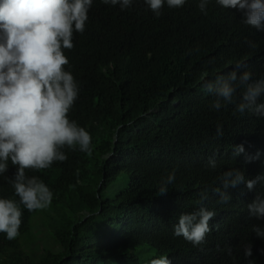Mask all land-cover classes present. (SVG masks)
I'll return each instance as SVG.
<instances>
[{"label": "trees", "instance_id": "16d2710c", "mask_svg": "<svg viewBox=\"0 0 264 264\" xmlns=\"http://www.w3.org/2000/svg\"><path fill=\"white\" fill-rule=\"evenodd\" d=\"M198 4L165 3L156 17L145 0H133L124 10L93 0L84 33L74 32L73 49L64 50L65 69L80 85L68 116L91 134L92 152L66 147V161L26 170L53 192L51 204H60L52 205L57 246L37 259L22 250L18 238L0 233V264H103L96 259L132 264L124 257L138 247L166 255L171 264H264V239L253 232V226L264 228V219L251 216L247 207L256 195L264 197V182L252 190L244 183L229 188L228 203L214 192L223 190L220 177L230 169L242 171L246 180L264 174V117L236 111L244 91L240 75L264 78V31L244 24L240 11L216 0L208 3L207 15ZM232 72L238 78L234 102L216 110L215 93L206 85ZM218 124L223 136H217ZM235 145L244 152L234 156ZM257 153L258 159L246 160ZM210 158L215 169L208 166ZM16 171L9 162L0 176V198L19 200L7 179ZM173 171L174 182L159 195ZM119 178L126 186L106 198L105 187ZM75 202L86 212L71 219L64 213L75 211ZM20 207L22 235L31 231L39 211ZM200 207L215 216L205 242L193 246L174 235V225L181 213ZM249 244L252 256L245 257Z\"/></svg>", "mask_w": 264, "mask_h": 264}, {"label": "clouds", "instance_id": "9594fccd", "mask_svg": "<svg viewBox=\"0 0 264 264\" xmlns=\"http://www.w3.org/2000/svg\"><path fill=\"white\" fill-rule=\"evenodd\" d=\"M104 4L119 5L121 10L132 6L133 0H102ZM210 0H199L198 7L207 15ZM93 0H0V176L8 171L9 162L16 166L14 177L7 178L19 200L0 198V233L8 240L19 235L22 223V204L27 210H43L51 205L53 192L37 176L26 175V170L48 169L54 162H64V149L91 154L92 136L69 112L78 99L80 85L71 71L64 50L74 47L73 34H83L88 12ZM148 8L159 17L165 3L169 8H180L186 0H145ZM223 8L236 9L242 13V22L258 31H264V0H216ZM236 72L225 79L218 77L206 85L207 91L215 93L211 107L219 110L223 103H233L236 91ZM239 86L244 88L236 111H246L264 117V78L252 81L251 72L239 77ZM217 136H223L217 125ZM233 155L244 152L243 145L233 146ZM246 156L247 161L258 159ZM208 166L217 167L210 158ZM175 180V172L162 181L159 195L168 191L167 185ZM222 189L214 192L221 203H228L229 188L244 183L247 189L264 182V174L245 179L238 169L225 171L220 177ZM201 200L206 193L200 194ZM251 216L264 219V197L256 198L248 206ZM215 212L200 207L192 213H181L174 225V235L182 236L193 246L205 242L212 229L210 221ZM253 232L264 239V228L253 226ZM231 250L229 249V254ZM264 253V249H261ZM245 257L252 256V245L245 248ZM150 264H171L166 255L152 259ZM248 264H254L249 260Z\"/></svg>", "mask_w": 264, "mask_h": 264}, {"label": "rangeland", "instance_id": "374dc122", "mask_svg": "<svg viewBox=\"0 0 264 264\" xmlns=\"http://www.w3.org/2000/svg\"><path fill=\"white\" fill-rule=\"evenodd\" d=\"M84 185L93 186V183H83ZM126 186V180L119 178L118 180L108 184L104 189V196L106 198H113ZM48 206L46 209L39 211L32 220L31 231L19 235L17 238L20 242L22 250L31 257L40 259L42 254L46 252L47 248L55 250L57 246L56 232L53 230L52 223L55 222V210L59 209L60 204ZM52 206V207H51ZM74 210L68 209L64 215L68 218H75V215L82 216L86 211L78 203H74ZM112 219V218H111ZM111 225L110 221H107ZM161 255H156L155 252L147 247H138L130 249L128 255L124 257V260L131 262L132 264H150L152 259L158 258ZM103 264H118L119 259H96Z\"/></svg>", "mask_w": 264, "mask_h": 264}]
</instances>
